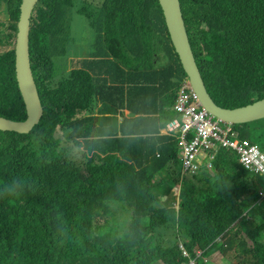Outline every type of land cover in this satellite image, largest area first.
<instances>
[{
  "label": "trees",
  "instance_id": "16d2710c",
  "mask_svg": "<svg viewBox=\"0 0 264 264\" xmlns=\"http://www.w3.org/2000/svg\"><path fill=\"white\" fill-rule=\"evenodd\" d=\"M179 3L214 101L263 99L264 0ZM22 4L0 0V116L18 121ZM75 15L94 39L71 64ZM30 53L44 113L30 132L0 130V264H183V249L264 264V174L226 148L174 172L179 149L164 131L188 76L159 0H39ZM253 123L234 129L264 149Z\"/></svg>",
  "mask_w": 264,
  "mask_h": 264
},
{
  "label": "water",
  "instance_id": "95a60500",
  "mask_svg": "<svg viewBox=\"0 0 264 264\" xmlns=\"http://www.w3.org/2000/svg\"><path fill=\"white\" fill-rule=\"evenodd\" d=\"M39 0H23L16 42L17 78L23 97L27 118L18 121L0 116V130L30 132L39 124L44 113L38 87L31 67L30 28L31 18ZM170 40L182 69L196 89L207 111L214 117L232 125H241L264 119V98L243 107L225 108L218 105L207 89L198 65L192 42L186 32L179 0H159Z\"/></svg>",
  "mask_w": 264,
  "mask_h": 264
},
{
  "label": "built area",
  "instance_id": "2783aa9c",
  "mask_svg": "<svg viewBox=\"0 0 264 264\" xmlns=\"http://www.w3.org/2000/svg\"><path fill=\"white\" fill-rule=\"evenodd\" d=\"M172 109L179 117L172 119L164 132L177 140L183 172L195 173L204 165L211 166L217 152L226 148L236 151L246 168L264 174V151L241 138L234 125L210 114L188 80L178 86Z\"/></svg>",
  "mask_w": 264,
  "mask_h": 264
},
{
  "label": "rangeland",
  "instance_id": "374dc122",
  "mask_svg": "<svg viewBox=\"0 0 264 264\" xmlns=\"http://www.w3.org/2000/svg\"><path fill=\"white\" fill-rule=\"evenodd\" d=\"M72 38H73L72 53L67 58L69 62L71 61V64L76 58H84L86 56L87 47L84 48L83 45H87L88 47H91L92 45L91 42L94 39V33L92 31V28H87L86 21H84L80 15H75V17L72 19ZM6 47L9 46H2L1 49H5ZM68 70H69V66L67 68V71ZM253 124L257 125V129H255L256 131H260L261 129L264 130V119L259 120L257 122L255 121V123ZM261 149L264 150L263 147ZM179 170L181 172V165L180 167H177L174 170L175 174H179ZM172 190L174 193H180V186L177 185L173 187ZM259 222L260 221L258 220L257 223ZM257 223H255L253 227H256ZM262 238H264V234H262ZM250 244L251 242L248 241V245ZM206 260L208 264H243L242 258L238 251L230 253L228 256H224L221 253H215L211 256H208Z\"/></svg>",
  "mask_w": 264,
  "mask_h": 264
},
{
  "label": "clouds",
  "instance_id": "9594fccd",
  "mask_svg": "<svg viewBox=\"0 0 264 264\" xmlns=\"http://www.w3.org/2000/svg\"><path fill=\"white\" fill-rule=\"evenodd\" d=\"M184 80H188L189 81V79H184ZM183 80V81H184ZM180 85V84H179ZM178 85V86H179ZM178 89V88H177ZM196 90V89H195ZM177 92V91H176ZM176 98V97H175ZM175 101V100H174ZM173 104H174V102H173ZM172 107H173V105H172ZM172 107H171V111H172V113H173V117H172V119H174V118H178L179 117V115L178 114H176L174 111H173V109H172ZM171 119V120H172ZM170 120V121H171ZM239 133V132H238ZM246 139V138H245ZM175 141H177V140H175ZM259 146V145H258ZM177 148L179 149V147H178V143H177ZM261 148V147H260ZM178 162H179V164L181 165V169H182V162H181V159H180V150H179V155H178ZM207 166V165H206ZM204 167V166H203ZM183 170V169H182ZM177 195H179V193H176ZM224 240L223 239H220L218 242L219 243H221V242H223ZM197 255H196V257H193L191 254H189L188 253V251H186L185 249H183V253H184V256L187 258V261H185L183 264H200V259H202L206 264H208L207 263V256H206V254H204V251L203 250H201V249H197ZM232 253V252H231Z\"/></svg>",
  "mask_w": 264,
  "mask_h": 264
},
{
  "label": "crops",
  "instance_id": "0c3cea01",
  "mask_svg": "<svg viewBox=\"0 0 264 264\" xmlns=\"http://www.w3.org/2000/svg\"><path fill=\"white\" fill-rule=\"evenodd\" d=\"M215 253H221L224 256H228L231 252L230 251H225L223 249H214V250H211L210 252H208L206 254V256L208 257V256H211V255H213Z\"/></svg>",
  "mask_w": 264,
  "mask_h": 264
}]
</instances>
